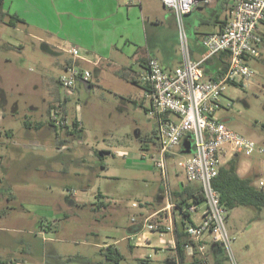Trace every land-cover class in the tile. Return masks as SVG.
Listing matches in <instances>:
<instances>
[{
  "label": "rangeland",
  "instance_id": "1",
  "mask_svg": "<svg viewBox=\"0 0 264 264\" xmlns=\"http://www.w3.org/2000/svg\"><path fill=\"white\" fill-rule=\"evenodd\" d=\"M182 25L189 46L184 15ZM7 29L11 33L4 32L0 36V44L8 43L13 48L0 47L2 85L8 90L10 100H17L21 105L18 116L23 117L24 113H29V102H34L37 107L32 113L34 118L46 119V106L50 97L46 84L52 83L55 86L56 79L63 72L59 67L63 53L54 54L44 50L38 41L31 38L25 40L22 33H18L16 38L12 28L0 23V32ZM19 40L22 43L25 40L22 47H18ZM168 43L167 46L154 44L153 53L161 65L174 68L181 60V43L173 40ZM247 64L253 71L250 80L242 87H224V96L231 100V106L219 109L216 116L237 133L264 147V50H260V57L249 58ZM137 66L139 65L127 72L124 70L127 78L120 72L114 74L102 71L97 75L93 68L92 72L95 74L90 76V87L79 86L76 96L67 102L72 115L75 114L74 111L81 115V128L76 131L82 133L77 138L80 142L76 144L69 139L71 149L63 171H58L60 165L56 160H50L49 163L47 182L50 215L52 208L59 207L67 216L55 224L49 217L43 222L53 235V238L43 244L48 253L44 258L45 264L107 262L101 253L102 247L110 240L126 235L134 220L140 219L139 207L132 206V203L147 202L152 205L158 191L162 190L159 169L151 158L152 148L149 150L141 146L143 137L153 135L155 121L147 114L148 102L143 96V86L139 80H131L138 70ZM95 75L99 77L98 80ZM74 102L79 105L76 110ZM19 127L21 123L17 121L15 128ZM2 129L3 123L0 122V132ZM96 145L105 147L106 172L90 152ZM54 146H50L53 151ZM228 159L222 157V162ZM239 159L252 165L256 182L260 178L264 180V152L239 154ZM170 163L175 165V157L169 158V167ZM176 171L177 176L184 177L182 172ZM171 172L169 171L170 177ZM15 183L18 203L21 200L23 207H33L34 211L31 208L32 212L27 215L34 219L35 203L26 204L24 199L27 200L30 191L32 195L37 194L35 187L27 188L28 192H25V186L20 182ZM38 196L41 194L38 193ZM67 198L74 203L70 200L67 202ZM237 214L242 217L239 219L241 226L234 231L228 228L235 236L232 249L237 264L264 262V208L257 212L239 206L232 213L233 216ZM244 215L250 219L247 220ZM247 221L253 223L252 228ZM139 237L136 235L116 243L115 248L120 253L117 264H175L169 262L171 252L164 247H153L148 252L135 246ZM158 238L159 235L155 234L151 242L156 243ZM245 241L248 242L249 249L245 248ZM128 242L134 244V249L129 248Z\"/></svg>",
  "mask_w": 264,
  "mask_h": 264
},
{
  "label": "crops",
  "instance_id": "2",
  "mask_svg": "<svg viewBox=\"0 0 264 264\" xmlns=\"http://www.w3.org/2000/svg\"><path fill=\"white\" fill-rule=\"evenodd\" d=\"M3 9L24 21V23L16 22L15 25H8L0 21L5 27L8 26L15 31L16 38L18 33H22L26 37L25 40L31 38L38 41L44 50L54 54L63 53V59L59 62L61 70H64L66 64L71 61L70 48L76 46L79 50L76 63L81 68L90 70L92 76L95 72L98 75L102 71L114 74L120 72L121 75L127 76L124 70L127 72L139 65L137 66L138 70L132 76L135 80L139 79L140 73L146 68L147 59L156 57L153 53L154 44L167 46L170 40L175 43L180 41L175 13L172 9L165 7L161 0H3ZM229 17V0H212L193 8L184 15L192 60L200 61L204 58L203 36L209 32L220 31ZM256 31L264 36V19L258 23ZM4 32L11 33L8 29L7 31L3 30L0 32V36ZM24 41L22 43L19 40L18 47H22L21 44H24ZM0 47L3 49L13 48L8 43H1ZM259 49L264 50V40ZM180 61L179 59V63ZM221 64L222 62L211 64L212 69L208 74L212 77L218 76ZM164 67L172 68L168 65ZM93 68L95 72H92ZM98 78L96 77L97 80ZM1 81L0 79V122L3 123V129L0 132V264H45L44 258L48 256V253L46 248H43V244L53 238V235L46 229L43 222L49 217L55 224L67 216L59 207L58 209L52 208L50 215L49 183L47 182L49 163L50 160H56L60 165L58 171H63L68 160V151L71 149L69 139H72L74 144L80 142L77 138L82 132L78 133L75 128L73 129L71 122L68 128H57L49 121V110L61 98L62 94L57 79L55 86L52 83L46 84L50 93L46 106V115L48 116L46 119L34 118L32 113L37 108L34 102H29V113H24L23 117L18 116L21 105L17 100H10L8 90L5 89ZM140 84L143 86L142 82ZM90 85L91 78L87 82L78 80L75 96L79 86L90 87ZM68 100L70 99L65 100L64 103L67 115H70L69 117L72 119L78 117L81 121L79 112L74 111L73 115L70 112L67 105ZM74 103L76 110L79 105ZM17 121L21 123V127L18 129L15 128ZM154 128L155 124L153 131ZM51 145L54 146V151L50 149ZM146 147L149 150L152 148V152L155 148L151 144ZM104 148L96 145L91 148L90 152L98 159L100 168L106 172L107 167L104 163L106 151ZM180 150L183 153V148L176 151ZM238 162L237 172L240 176L256 174L250 163L240 159ZM176 170L175 165L170 163V172L173 171V173L171 172V181L174 190L181 189L186 183L183 177L176 175L178 173ZM15 182H20L25 186V192H28L27 188L35 187L37 194L32 195V191H30L26 197L27 200L24 199L26 204L35 203L34 219L27 215L28 212H32L31 208L33 211L34 208L23 207L21 200L18 203L17 190H15L17 183ZM257 182L254 181L258 185ZM38 193L41 196H38ZM160 194L158 191L155 203L152 205L140 202V219L134 221L127 229L126 235L110 240L104 247L108 245L115 247L116 243L139 235V241L135 243V246L142 247L148 252L153 247H164L171 252L169 262L177 264L170 244L173 238L171 232L163 234L145 232L143 237L142 220L163 205ZM69 200L74 203L73 200L67 198V202ZM71 202L69 203L72 204ZM142 203L145 204L142 205ZM202 209L203 205H200L198 212L192 216L193 221L200 219ZM233 210L227 217V227L232 231L241 226L239 219L242 218L239 214L233 216ZM244 217L247 220L250 219L246 215ZM248 222L250 223V221ZM252 224L250 223L251 228ZM155 234H158L159 238L156 243H152L151 240ZM145 237L147 238L145 239ZM204 242L207 247L209 264H227L222 248L215 245L209 235L204 237ZM127 245L130 249L135 247L131 242H128ZM244 246L249 249L247 241ZM185 257L184 264H189L190 258L186 255ZM101 264L113 263L108 260ZM259 264H264V262Z\"/></svg>",
  "mask_w": 264,
  "mask_h": 264
},
{
  "label": "built area",
  "instance_id": "3",
  "mask_svg": "<svg viewBox=\"0 0 264 264\" xmlns=\"http://www.w3.org/2000/svg\"><path fill=\"white\" fill-rule=\"evenodd\" d=\"M211 1L161 0L165 7L173 10L178 22L181 61L169 69L161 65L156 57H149L145 70L139 75L144 86L143 96L148 102L147 114L155 121L157 145L151 158L162 178L160 195L163 200V205L157 211L143 218V237L145 232H171L173 238L170 244L177 264L180 263L176 254V226H180L187 235L182 249L190 258L189 264H209L204 242L206 235L222 248L229 264H237L232 249L235 236L226 224L228 211L220 203L219 193L213 187L212 180L217 176L219 166L226 161L222 162V157L228 159L236 154L264 152V147L257 141L237 133L216 116L218 109L231 106V100L224 96V87L244 86L253 73L247 64L248 59L260 57L262 36L256 28L264 19V0H229V20L220 31L203 36L204 58L194 61L190 57L182 25L183 15ZM219 52L229 54L226 70L215 79L205 78L201 63ZM69 53L71 61L57 78L62 90L61 98L49 110V121L57 128L72 122L66 113L65 100L75 96L78 80L87 82L91 76L90 70L76 63L78 48L72 46ZM80 122L76 117L77 129L81 128ZM184 138L192 142L190 153L176 151L183 148ZM170 157H175L177 170L183 173L186 183L200 185L202 203L189 198L185 204L178 205L169 173ZM258 186H264L263 179L258 180ZM140 205L132 203L134 207ZM200 205H203L200 219L193 221L192 216L198 212ZM184 214H188L191 221L185 219ZM182 222L184 225H181Z\"/></svg>",
  "mask_w": 264,
  "mask_h": 264
},
{
  "label": "trees",
  "instance_id": "4",
  "mask_svg": "<svg viewBox=\"0 0 264 264\" xmlns=\"http://www.w3.org/2000/svg\"><path fill=\"white\" fill-rule=\"evenodd\" d=\"M0 21H3L8 25H15L16 22L24 23L23 20L19 19L15 15L9 14L3 9V0H0ZM262 37L263 41L264 36ZM228 57L229 54L227 52H219L213 54L212 56H210V58H207L204 62H202L200 66L204 77L207 76L206 78L215 79L220 74H222L228 66ZM215 62H222V64L221 68L219 69L218 76L212 77V75L208 73L212 69L211 64L213 65V63ZM123 77L127 78V76L125 75H123ZM133 79L134 78L131 77V80ZM136 80L140 81V79ZM71 123L73 129L75 128V130H77L75 119H72ZM63 127L68 128L69 126L65 125L61 128ZM185 139L187 138H184V140ZM149 143H151L153 147H156L157 145L155 138V130L153 131V135L151 137H143L141 146L146 147ZM238 159L239 154H236L226 160L223 164H221L218 168L217 176L214 177L212 180V185L218 191L220 203L228 211V214L229 212H231V210L239 206L248 207L254 209L257 212H260L262 208H264V186H258L254 183L255 175L240 176L238 174ZM174 195L178 205L185 204L186 200L189 198H193V200L198 203L203 202L201 187L196 183H185L181 189L174 190ZM184 217L185 219L191 221L188 218V214H184ZM181 225H184V222H182ZM174 232L176 238V254L179 258V263L184 264V260L186 257L185 252L182 249V243L187 240V235L178 226H176ZM214 244L219 246L217 243ZM101 253L104 254L107 260L112 261L114 264H117L120 258L119 251L113 246L108 245L106 247H103L101 249Z\"/></svg>",
  "mask_w": 264,
  "mask_h": 264
},
{
  "label": "water",
  "instance_id": "5",
  "mask_svg": "<svg viewBox=\"0 0 264 264\" xmlns=\"http://www.w3.org/2000/svg\"><path fill=\"white\" fill-rule=\"evenodd\" d=\"M183 153H190L192 151V142L190 140L183 141Z\"/></svg>",
  "mask_w": 264,
  "mask_h": 264
}]
</instances>
